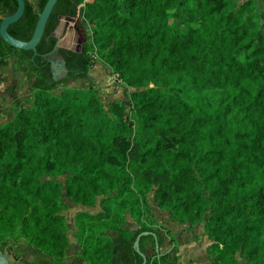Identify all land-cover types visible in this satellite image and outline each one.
<instances>
[{
    "label": "trees",
    "instance_id": "1",
    "mask_svg": "<svg viewBox=\"0 0 264 264\" xmlns=\"http://www.w3.org/2000/svg\"><path fill=\"white\" fill-rule=\"evenodd\" d=\"M46 1L24 0L8 34L30 40ZM16 7L0 0V23ZM78 10L88 27L79 26L77 48L57 49L67 73L56 80L53 33ZM17 54L34 77L33 101L0 126V243L25 242L60 264L69 248L64 195L98 206L74 217L86 264H141L140 253L145 264H177L155 250L153 235L159 250L164 237L152 227V192L177 224L202 225L211 264H264V5L57 0L35 52L0 37V72ZM98 61L128 89V102L106 111L91 88L54 94L87 79ZM127 215L136 229L124 227Z\"/></svg>",
    "mask_w": 264,
    "mask_h": 264
},
{
    "label": "rangeland",
    "instance_id": "2",
    "mask_svg": "<svg viewBox=\"0 0 264 264\" xmlns=\"http://www.w3.org/2000/svg\"><path fill=\"white\" fill-rule=\"evenodd\" d=\"M35 2L36 0H31ZM87 1V0H86ZM90 1V0H89ZM256 5L258 12L261 11L264 0H253ZM83 7V6H81ZM80 7V9H81ZM79 9V8H78ZM83 25L84 29H87V24L81 16L80 10H78L76 16L71 21L60 22V25L57 30L58 38V49H75L77 48L80 41L79 26ZM20 57L17 54L16 56L8 59V66L0 72V126L6 124L15 116L16 112L20 109L29 108L33 101V80L34 77L28 72L27 64H21L19 61ZM48 59L52 63V71L55 73L56 80H62L65 78L63 68L61 66V58L57 54V51L53 52L48 56ZM66 88H77V89H93L103 104L106 111L110 109L112 102L114 101H125L128 102L125 97V91L128 89L117 79V76L112 74L110 69H108L102 62L98 61L95 66L90 70L89 77L87 79H69L64 85H59L54 90V94H60ZM129 116V110H125V118ZM123 120H126V119ZM65 176H60L57 178L59 183L63 185ZM147 198L152 203V192L147 195ZM62 201L67 206V210L62 212L66 219V225L68 228L67 237L71 242L72 246H75L77 243L75 241L76 228L74 225V217L80 212H89L96 213L98 211V206L94 208H88L82 205L73 203L71 200L67 199L62 195ZM153 206L155 215L158 216L159 213L167 214L168 217L174 221L167 212L157 210ZM151 213V209H150ZM167 216L162 218V222L165 223L169 220ZM127 223L124 226H137L133 219L128 215L126 217ZM152 226V224H151ZM159 223L154 221L152 227L158 229ZM200 226V225H198ZM175 227V226H174ZM172 228V225L171 227ZM166 230V229H165ZM164 228H160V232L163 234V237L166 238ZM174 230V228H173ZM112 234V233H111ZM114 235V234H112ZM15 243L11 239H8L6 242L0 243V253L11 256L14 253ZM78 246V245H77ZM21 247V248H20ZM19 250L22 252L21 255L24 259L31 258V253L39 254L42 258H48L41 255L38 252H35L31 247L26 243L22 242ZM79 247V246H78ZM30 251V252H29ZM159 253H162L161 249ZM16 254V253H15ZM21 258L20 254H16ZM12 257V256H11ZM26 257V258H25ZM23 258H21L23 260ZM13 260V258H12ZM44 260V259H43ZM188 262V261H187ZM185 264H188V263ZM239 264H246L244 259L238 258ZM18 264L17 262H14ZM41 264H57L52 260H44Z\"/></svg>",
    "mask_w": 264,
    "mask_h": 264
},
{
    "label": "crops",
    "instance_id": "3",
    "mask_svg": "<svg viewBox=\"0 0 264 264\" xmlns=\"http://www.w3.org/2000/svg\"><path fill=\"white\" fill-rule=\"evenodd\" d=\"M148 201L151 206V215L154 218V220L159 223L160 227L166 230H169L173 237V240H171V238L168 236H166V238L163 239V246L161 248V251H162L161 254H168L169 261H172L173 258H176L177 264H185L187 261H188L187 262L188 264H211V260L208 258L207 253H206L207 247L209 245V241L206 239V237L203 234L202 225L197 226L194 229H189L187 225L177 224L175 221H172L168 217L167 214L159 213V215L156 216L153 210L154 209L153 206L155 204L153 203V201L151 203L149 199ZM155 208L159 210L157 207ZM166 216L169 218V220L163 223L162 218ZM125 223H127V220ZM171 225H172V228H170ZM124 227L127 229L137 228V226H131V225L124 226ZM21 244L22 242L16 244L13 250H14V253L18 255L20 254L21 258H23L21 255L22 252L19 250L21 248L20 247ZM77 245L78 244H76L75 246H72L71 242L69 241V248L66 251L65 257L60 264H86L84 261H82L79 258L80 248ZM34 251L38 252L36 250ZM31 255H32L31 258L25 257L26 259L23 258V260L30 264H41L42 262H44V260H52L48 256H46L48 258H42L39 254H36V253H31Z\"/></svg>",
    "mask_w": 264,
    "mask_h": 264
},
{
    "label": "water",
    "instance_id": "4",
    "mask_svg": "<svg viewBox=\"0 0 264 264\" xmlns=\"http://www.w3.org/2000/svg\"><path fill=\"white\" fill-rule=\"evenodd\" d=\"M15 2L17 4V7H16V10L14 11V13L3 18L1 23H0V37L5 44H7L8 46L12 47L15 50L35 52L36 47L39 44V42L43 36V32H44L46 22L50 16L54 6H55L57 0H47L46 1L44 7L42 8V10L38 16L34 31L32 33V36H31L30 40H28V41H22V40H18L16 38H13L7 32L8 27L11 24L16 23L22 17V15L24 13V5H25L24 0H15ZM69 20L71 21V19H69ZM53 36L56 37L57 39L59 38L57 36L56 31H55V33H53ZM57 49H58V41H57V44H56L53 52L57 51ZM61 66L63 68L64 74L66 75L67 71L64 68V62L62 61V59H61ZM51 69H52V63H51ZM52 73H53V77L55 78V73L53 71H52ZM148 234H150V233L143 232L136 237L135 242H134V248L137 252H139V239H140V237L148 235ZM153 236L155 238V250L157 253H159L157 237L155 235H153ZM140 256L142 258L141 264H145L146 263L145 255L140 253ZM0 264H15V263H14V260H12L11 256L0 253Z\"/></svg>",
    "mask_w": 264,
    "mask_h": 264
}]
</instances>
